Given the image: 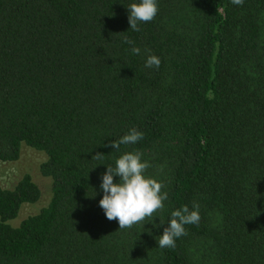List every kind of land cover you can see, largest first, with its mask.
<instances>
[{"label": "trees", "instance_id": "16d2710c", "mask_svg": "<svg viewBox=\"0 0 264 264\" xmlns=\"http://www.w3.org/2000/svg\"><path fill=\"white\" fill-rule=\"evenodd\" d=\"M138 2L0 0V162L42 152L52 183L17 226L40 190L29 175L0 185V264H264V0H157L132 31ZM133 127L143 139L108 146ZM137 150L168 199L119 230L101 177ZM193 202L199 224L159 248L171 212Z\"/></svg>", "mask_w": 264, "mask_h": 264}, {"label": "clouds", "instance_id": "9594fccd", "mask_svg": "<svg viewBox=\"0 0 264 264\" xmlns=\"http://www.w3.org/2000/svg\"><path fill=\"white\" fill-rule=\"evenodd\" d=\"M237 6H242L244 0H230ZM128 22L132 31H140V23H148L155 19L159 9L157 0H139L128 7ZM124 43L133 45L130 49L134 55H139L141 49L135 46V42L128 37ZM149 54L145 61L146 68L159 69L161 60L156 55ZM144 133L131 128L118 141L110 143L115 151L120 146L134 145L143 139ZM140 151L126 152L115 161V166H107V171L102 174L100 188L103 191V198L99 206L104 210L109 221L116 220L119 230L130 229L135 224L143 222L146 218L153 217L158 211H163L164 201L168 199V193L162 192L164 184L154 178L145 176V171L151 167L147 160H142ZM104 154L97 152L92 159L102 160ZM163 166H161V171ZM114 176L120 177L119 183H114ZM200 205L193 202L190 210L187 205L171 212L168 226L164 228L163 235L158 240L159 248H175L176 240L187 235L185 226L199 224ZM162 223V222H161ZM163 224V223H162Z\"/></svg>", "mask_w": 264, "mask_h": 264}, {"label": "rangeland", "instance_id": "374dc122", "mask_svg": "<svg viewBox=\"0 0 264 264\" xmlns=\"http://www.w3.org/2000/svg\"><path fill=\"white\" fill-rule=\"evenodd\" d=\"M46 160L44 153L22 146L19 158L14 162H0V185L12 188L24 175H29L40 190V198L34 204H24L12 225L17 226L25 218L37 214L46 207L51 198L50 178L40 173V167Z\"/></svg>", "mask_w": 264, "mask_h": 264}]
</instances>
